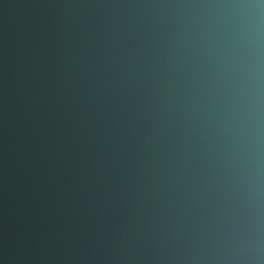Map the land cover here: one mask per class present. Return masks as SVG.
Returning a JSON list of instances; mask_svg holds the SVG:
<instances>
[{
	"label": "water",
	"instance_id": "obj_1",
	"mask_svg": "<svg viewBox=\"0 0 264 264\" xmlns=\"http://www.w3.org/2000/svg\"><path fill=\"white\" fill-rule=\"evenodd\" d=\"M0 264H264V0H0Z\"/></svg>",
	"mask_w": 264,
	"mask_h": 264
}]
</instances>
